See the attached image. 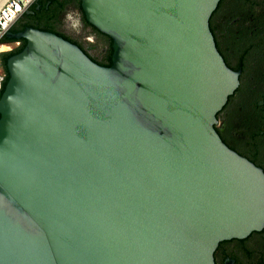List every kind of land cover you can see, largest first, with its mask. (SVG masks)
Returning a JSON list of instances; mask_svg holds the SVG:
<instances>
[{
	"label": "water",
	"instance_id": "water-1",
	"mask_svg": "<svg viewBox=\"0 0 264 264\" xmlns=\"http://www.w3.org/2000/svg\"><path fill=\"white\" fill-rule=\"evenodd\" d=\"M220 0H80L111 65L25 27L0 97V264H215L264 227V173L218 136L239 85ZM28 13V12H27Z\"/></svg>",
	"mask_w": 264,
	"mask_h": 264
},
{
	"label": "flooded vegetation",
	"instance_id": "flooded-vegetation-1",
	"mask_svg": "<svg viewBox=\"0 0 264 264\" xmlns=\"http://www.w3.org/2000/svg\"><path fill=\"white\" fill-rule=\"evenodd\" d=\"M221 1L211 18L213 38L227 67L238 73L239 85L217 113L215 130L228 148L264 173V0ZM40 5L37 0L25 15L35 18L32 8L38 11ZM74 16L79 24V12ZM92 39L103 47L97 55V46L88 44L87 39L76 42L90 59L100 63L97 57L104 55L108 46L98 36ZM7 40L10 52L21 44L20 40ZM214 256L216 264H264V227L244 239L219 243Z\"/></svg>",
	"mask_w": 264,
	"mask_h": 264
},
{
	"label": "trees",
	"instance_id": "trees-1",
	"mask_svg": "<svg viewBox=\"0 0 264 264\" xmlns=\"http://www.w3.org/2000/svg\"><path fill=\"white\" fill-rule=\"evenodd\" d=\"M41 5L39 7V10L36 11L34 8V17L32 18L31 16H26L25 14L22 16V18L20 20H18L15 25L10 29V31H14V32H18L23 30L25 27H31V28H35L38 29L40 31H47V32H51L54 33L58 36H61L63 39L76 44L82 51V47L80 44H78L76 41L77 39L65 34L62 31V26H63V16L64 14L70 10L75 11V14L77 15V11L80 14V21H79V27L84 31V30H89L88 34H92V36H98L99 38H102L103 40H105L106 45L108 46V49L106 50V53L99 57H97V59L100 60V63H97L95 60L91 59L92 61H94L95 63L104 66V67H109L111 65L110 62V58H111V54H112V50H111V40L101 34L100 32H98L94 27H92L91 25H89L83 15V12L81 10L80 7V0H38ZM220 4L222 3L219 2ZM217 12V8L216 10L212 13L210 19H209V29L214 37V31L212 28V23H211V18L213 17V15H215ZM16 42V41H15ZM3 44H9L8 40L6 38H4L2 40ZM20 46L17 47L13 52H10L8 54H6L2 60V68H3V73L5 75L4 81L2 82V89H1V93L3 92V89L6 85V82L8 80V73L6 70V62L7 60L20 53L23 48L26 45V42L24 40H20ZM89 44V42H88ZM84 52V51H83ZM85 53V52H84ZM101 53V52H100ZM86 54V53H85ZM87 55V54H86ZM215 255V253H214ZM214 262H215V256H214ZM216 264V262H215Z\"/></svg>",
	"mask_w": 264,
	"mask_h": 264
},
{
	"label": "built area",
	"instance_id": "built-area-1",
	"mask_svg": "<svg viewBox=\"0 0 264 264\" xmlns=\"http://www.w3.org/2000/svg\"><path fill=\"white\" fill-rule=\"evenodd\" d=\"M37 0H29L27 4L24 3V0H1L0 1V97L2 82L4 81L5 75L2 68V60L4 56L11 51L9 44L1 43L5 38V35L10 31V29L15 25V23L22 18V16L27 12V10L36 2ZM17 5L20 8V11H17ZM11 9V12H9ZM15 13L11 19L9 16ZM7 22V27H4V23Z\"/></svg>",
	"mask_w": 264,
	"mask_h": 264
},
{
	"label": "rangeland",
	"instance_id": "rangeland-1",
	"mask_svg": "<svg viewBox=\"0 0 264 264\" xmlns=\"http://www.w3.org/2000/svg\"><path fill=\"white\" fill-rule=\"evenodd\" d=\"M74 15L75 13H73V10H68L64 14L62 31L65 34L76 38L77 40H81L82 43H84L85 40L87 39V42H89V44L97 46L96 52H94V54L97 55L100 52V49H102L103 47L102 46L99 47V44L97 45L96 42H94L92 36H90L86 30L83 31L79 27Z\"/></svg>",
	"mask_w": 264,
	"mask_h": 264
},
{
	"label": "clouds",
	"instance_id": "clouds-1",
	"mask_svg": "<svg viewBox=\"0 0 264 264\" xmlns=\"http://www.w3.org/2000/svg\"><path fill=\"white\" fill-rule=\"evenodd\" d=\"M28 2H29V0H24V3H25V4H27ZM16 10H17V11H20V8H19L18 5H17ZM9 12H11V9H9ZM14 15H15V13H12V14L9 16V19H11L12 16H14ZM3 26H4V27H7V22H5ZM0 50H3V49H0Z\"/></svg>",
	"mask_w": 264,
	"mask_h": 264
},
{
	"label": "bare ground",
	"instance_id": "bare-ground-1",
	"mask_svg": "<svg viewBox=\"0 0 264 264\" xmlns=\"http://www.w3.org/2000/svg\"><path fill=\"white\" fill-rule=\"evenodd\" d=\"M1 1V0H0Z\"/></svg>",
	"mask_w": 264,
	"mask_h": 264
}]
</instances>
